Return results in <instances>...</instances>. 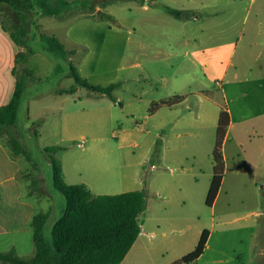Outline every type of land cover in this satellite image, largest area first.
I'll return each instance as SVG.
<instances>
[{
    "label": "crops",
    "instance_id": "obj_1",
    "mask_svg": "<svg viewBox=\"0 0 264 264\" xmlns=\"http://www.w3.org/2000/svg\"><path fill=\"white\" fill-rule=\"evenodd\" d=\"M157 1L145 0L141 9L147 10ZM185 1L189 6L194 2L195 8L183 6L175 9L180 11L179 15L169 13L174 22H180L179 46L186 48L183 55L177 54L176 48L172 53L171 46L168 51L147 47L137 37V28H133L131 20H128L126 32L109 28L107 34L105 23L74 21L67 24L60 38L62 42L57 38L67 50L87 48L77 69L79 77L85 81L95 77L96 65L101 59H108L113 49L118 55L113 74L102 71L99 80H91L93 85L103 87L117 84L112 92L114 101L89 92L83 97L75 96V152L79 153H75V184H84L93 195L122 194L145 187L146 205L137 217L141 231L121 264H150V261L161 264L165 257L163 264H172L195 248L208 223L214 224L215 218L208 222L203 209L212 177L211 155L221 109L229 115L221 148L224 174L210 208H214L222 194L224 201L230 204L236 200L235 192L251 189L256 192L253 199L259 204V190L264 191V8L256 9L255 20L248 24L244 21L249 8L242 0L232 1L229 7L219 9L212 0ZM111 5L103 10L96 7L87 19L99 11L112 16L108 11ZM167 7L171 8L166 5L164 9ZM208 7L212 10V18L200 23L204 20L202 9ZM224 9L228 16L226 28H223L224 21L218 18L219 13L224 15ZM240 9L244 14L243 23H239V18L235 21ZM33 15V20L43 16L40 12ZM31 24L26 32L28 36L35 33V26ZM140 28L144 29L142 25ZM19 29L25 30L21 26ZM98 30L100 39L96 41ZM0 32L7 38L1 24ZM111 32L119 35V41L115 42L116 36ZM8 42L14 48L13 52L8 51L9 72L6 77L0 73V95H7L10 100L18 77L16 72L12 73L14 60L25 48L11 40ZM147 48L156 51L149 63L150 69L145 70L141 57ZM6 52L0 35V58ZM134 69L141 72L134 74ZM178 79H182L180 85L176 83ZM157 81L161 82L162 94L157 92ZM77 92L79 89L64 96L73 98ZM172 98H177L174 106L158 107L149 112L151 105ZM157 144H160V154L148 169L149 182L145 186L139 176ZM1 152L4 150L0 146V155ZM11 164L15 166L11 175L15 181V159ZM226 173L231 176L230 186H226ZM40 188L27 198L44 197L46 192H41ZM16 199L13 195L7 216L0 215V232H16L17 224L30 222L35 215L26 201ZM263 217L264 209H258L231 221L242 222L253 233L257 221ZM176 230L181 231L182 238L165 239L168 232ZM212 235L213 232H209L203 253L189 264L205 258ZM231 261L232 264H253L251 251L239 262ZM208 264L226 262L214 258Z\"/></svg>",
    "mask_w": 264,
    "mask_h": 264
},
{
    "label": "rangeland",
    "instance_id": "obj_2",
    "mask_svg": "<svg viewBox=\"0 0 264 264\" xmlns=\"http://www.w3.org/2000/svg\"><path fill=\"white\" fill-rule=\"evenodd\" d=\"M106 1V0H102ZM108 1V0H107ZM137 0H114L111 6L108 8L109 13L112 15L110 18L104 17L91 18V12H94L96 7L103 10L101 3L93 4L92 9L84 6V0H43L44 7L50 10L61 12L58 16H39L33 20V13L30 19L24 26L25 31L29 30L31 22L35 23L34 32L55 34L60 39L67 24L70 22L86 23L89 21H95L99 23H105L106 34L110 29H120L126 32L128 20L133 23V28H137V37L144 41L148 47L150 45L160 49L169 50L168 46L173 49H177V54H184L186 48L179 46V25L180 22H174V18L165 12L164 6H170L174 9H182V7L189 6L185 0H179L177 2L169 0H158L156 3L148 6L147 10H142V1ZM235 0H212L211 3L215 4V8H227ZM243 5L249 8V13L246 15L245 23L250 24L255 20L254 13L258 8H264V0H242ZM251 2V3H250ZM68 3V5H64ZM246 3V4H245ZM250 3V4H249ZM189 7L195 8V3L191 2ZM247 10V9H246ZM222 11V10H221ZM226 12V10H223ZM35 12H39L36 8ZM245 13V12H244ZM97 14V13H95ZM212 10L208 7L202 9L201 16L204 20L200 23L209 22L212 18ZM221 21H224L223 28L228 25L226 20L227 14H220L218 17ZM230 18V17H229ZM239 20V23H243L244 14L242 9L235 16V21ZM231 19V18H230ZM20 19L11 16L10 11H0V24L3 25L8 32H14L15 27L19 24ZM229 24L232 21L229 20ZM143 22V23H142ZM237 22V21H236ZM32 25V24H31ZM140 25L144 29L140 28ZM199 25V24H198ZM110 28V29H109ZM133 30V29H132ZM116 36L115 42L119 41V35L115 32L110 33ZM226 34V33H225ZM229 34H231L229 32ZM1 44H5L7 52L2 53L0 58V73L3 77H6L10 69V62L8 54L13 52V44L10 41L9 34H1ZM135 39V35L132 36ZM100 39L99 30L96 34V41ZM102 39V38H101ZM33 44V43H32ZM75 55L70 58V62L75 66L77 72L78 67L83 61V57L86 51V47H77ZM2 51V50H1ZM9 51V52H8ZM156 49H146L142 54L141 59L145 70L150 69L151 59L155 56ZM171 53V54H172ZM141 54V55H142ZM129 55V53H128ZM118 55H116V49H113L108 59H101L96 65V69L93 70L95 77L88 79L86 82L93 85L94 82L99 80V76L102 71H110L113 74L117 66ZM15 64V63H14ZM88 66V65H87ZM55 60L43 53L36 52L29 56L27 63L23 65L20 62L15 64V72L17 76L23 75V68L27 69L29 73L27 75V86L22 95L21 104L17 114L16 125H13L4 131L12 132L18 140L19 145L23 149V153L20 155H14L12 150L7 144V136L3 133L0 136V146L4 153L0 155V215L7 216L9 208H11L13 195L17 196V201L28 203L32 208V214L40 212L49 213L48 219L43 228V237L46 243H51V229L54 223L60 218L64 211L65 203L63 196L55 190L52 184V166L50 159L59 165L62 170V177L64 185H75V96L83 97L88 91L81 87L74 85L73 79L70 77L67 71L62 74H56L54 72ZM88 67H91L89 64ZM152 67V66H151ZM25 69V70H26ZM141 70L134 69L133 73H140ZM79 76V74L77 73ZM97 76V77H96ZM177 80V84L180 85V81ZM155 84V83H154ZM103 87L101 85H95ZM155 86L157 92L162 94L161 82L157 81ZM72 87L79 89V93L74 94L73 98L64 96L66 91ZM9 97L7 95H0V106L8 103ZM85 129V127H83ZM77 130V129H76ZM81 131V130H80ZM34 132H37L35 135ZM77 140V139H76ZM79 142V141H78ZM160 150V144H157ZM47 147H61V150L45 153L44 149ZM79 151V150H78ZM16 162L15 181L12 179V171L15 166L11 164L12 160ZM9 161V162H8ZM9 171V172H8ZM231 176L226 173L225 180L226 186H230ZM149 182V181H148ZM147 182V184H148ZM260 186V183H257ZM37 187L46 192V195L41 199L36 200L35 195L27 198ZM148 187V186H147ZM149 191V187L147 188ZM260 189V188H259ZM39 191V189H38ZM261 194V203H257L255 199L256 192L251 189L250 191H237L235 192V201L228 204L224 201L223 194L216 202L213 209L204 207L203 211L206 214V219L210 222V219L215 218L214 224H207L206 230L213 232L210 240V249L206 252L205 258L196 262V264H208L214 258L221 259L226 264H232L239 262L243 256L250 253L252 248V233L251 230L245 228L242 222H232L231 220L249 212L256 211L258 209H264V191L259 190ZM43 196V195H42ZM254 196V197H253ZM259 205V206H258ZM223 216V217H222ZM221 217L223 219H221ZM3 221V220H2ZM224 221L225 223H220ZM31 222V221H30ZM17 224L16 232H0V252H7L9 249L14 248L16 255L27 261L30 259L33 253L34 245L32 240L33 230L31 223ZM227 222V223H226ZM165 237L167 240H178L182 238L181 231L168 232ZM167 257L162 259L166 260ZM231 259V260H230ZM255 260L264 264V252L260 255H256ZM153 264V262H149Z\"/></svg>",
    "mask_w": 264,
    "mask_h": 264
},
{
    "label": "trees",
    "instance_id": "obj_3",
    "mask_svg": "<svg viewBox=\"0 0 264 264\" xmlns=\"http://www.w3.org/2000/svg\"><path fill=\"white\" fill-rule=\"evenodd\" d=\"M101 3L103 7L114 0H84V6L92 9L93 4ZM144 2L145 0H139ZM68 5V3H64ZM39 9L40 15L58 16L61 9L50 10L43 5V0H0L1 12L7 10L16 16L19 25L14 32L1 25L3 32L9 34L10 40L17 46L24 47L25 52L18 53L14 63L25 65L29 56L36 52L43 53L55 60L54 72L62 74L68 72L73 79L75 88L81 87L89 93L102 95L114 101L113 90L117 84L107 87H98L87 83L81 79L75 70V66L70 62L76 49L67 50L53 34L33 33L28 36L24 27L30 19L31 14ZM173 15H179L180 11L165 8ZM92 13V12H91ZM34 14V13H33ZM110 18L109 15L99 11L92 18ZM34 26L35 23H33ZM33 43V44H32ZM23 68V75L18 76L14 90L7 104L0 106V136L4 133L7 136V144L14 155L23 153L22 147L12 132L4 131L16 125L17 114L21 104L22 95L27 86V69ZM13 74L15 71L13 69ZM75 88L72 87L67 94H73ZM177 103V98L167 101H160L149 108V112L160 107H171ZM229 125V115L226 110L221 109L218 114L215 141L212 150V177L205 198V206L210 208L218 194L219 187L224 174V162L221 154L223 139ZM37 135V132H34ZM155 145L149 159L142 166L139 178L146 186L150 172L149 167L153 165L160 150ZM61 147H47L45 153L61 150ZM52 166V184L64 198V211L60 218L54 223L51 229V243L45 242L43 228L48 219L49 213H37L31 219L33 230V253L29 260L20 259L14 248L7 252H0V264H121L127 256L129 250L140 234V225L137 217L144 210L146 205L147 192L145 187L115 195H93L84 184L64 185L62 170L59 165L50 159ZM209 231L204 229L199 237L195 248L188 254L182 256L172 264H189L197 260L203 253L206 246ZM264 252V217L257 221V228L252 235L251 260L253 264H261L260 261L253 260L255 256Z\"/></svg>",
    "mask_w": 264,
    "mask_h": 264
},
{
    "label": "built area",
    "instance_id": "obj_4",
    "mask_svg": "<svg viewBox=\"0 0 264 264\" xmlns=\"http://www.w3.org/2000/svg\"><path fill=\"white\" fill-rule=\"evenodd\" d=\"M153 168V167H152Z\"/></svg>",
    "mask_w": 264,
    "mask_h": 264
}]
</instances>
